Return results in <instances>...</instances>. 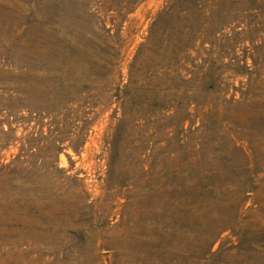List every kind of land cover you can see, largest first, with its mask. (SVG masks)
I'll return each mask as SVG.
<instances>
[{"label": "rangeland", "instance_id": "374dc122", "mask_svg": "<svg viewBox=\"0 0 264 264\" xmlns=\"http://www.w3.org/2000/svg\"><path fill=\"white\" fill-rule=\"evenodd\" d=\"M0 264H264V0H0Z\"/></svg>", "mask_w": 264, "mask_h": 264}, {"label": "bare ground", "instance_id": "6f19581e", "mask_svg": "<svg viewBox=\"0 0 264 264\" xmlns=\"http://www.w3.org/2000/svg\"><path fill=\"white\" fill-rule=\"evenodd\" d=\"M28 31V30H27ZM32 32V31H31ZM27 33V32H26ZM42 34V33H41ZM33 35V34H32ZM25 35H23V37H24ZM30 36V35H29ZM37 36H38V34H37ZM31 38V37H30ZM131 45V44H130ZM126 46V45H125ZM73 53V52H72ZM72 55V54H71ZM74 56V55H73ZM80 57V56H79ZM84 59V58H83ZM81 61V60H80ZM83 61V60H82Z\"/></svg>", "mask_w": 264, "mask_h": 264}]
</instances>
